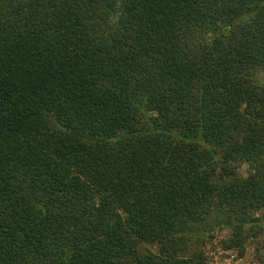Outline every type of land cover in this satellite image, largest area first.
<instances>
[{"label":"trees","instance_id":"obj_1","mask_svg":"<svg viewBox=\"0 0 264 264\" xmlns=\"http://www.w3.org/2000/svg\"><path fill=\"white\" fill-rule=\"evenodd\" d=\"M259 69L264 0H0V264H207L185 253L219 228L241 246Z\"/></svg>","mask_w":264,"mask_h":264},{"label":"rangeland","instance_id":"obj_2","mask_svg":"<svg viewBox=\"0 0 264 264\" xmlns=\"http://www.w3.org/2000/svg\"><path fill=\"white\" fill-rule=\"evenodd\" d=\"M256 76L264 84V69L256 71ZM234 172L239 178H247L250 169L246 164H238ZM217 215L213 214L214 218ZM250 222L245 225L242 244L239 247H228L231 230L214 229L209 235L188 244L186 256L199 254L207 264H264V209L250 212ZM156 252L155 246L141 245L140 252Z\"/></svg>","mask_w":264,"mask_h":264}]
</instances>
